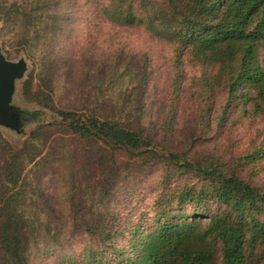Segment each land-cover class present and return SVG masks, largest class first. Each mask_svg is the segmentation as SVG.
<instances>
[{
	"label": "rangeland",
	"instance_id": "374dc122",
	"mask_svg": "<svg viewBox=\"0 0 264 264\" xmlns=\"http://www.w3.org/2000/svg\"><path fill=\"white\" fill-rule=\"evenodd\" d=\"M50 1L63 19V33L49 44L54 68L42 73L38 49L33 48L32 58L24 50L16 52L15 43L24 29L22 18L12 22L6 16L13 4L23 8L30 3L36 8L42 0H0V51L6 60L25 65L22 77L13 84L10 101L18 123L14 129L0 126V134L12 151L33 149L36 162L23 168L18 184L21 193L12 191L15 202L8 210L20 221L28 264H104L107 259L99 238L84 230L90 215L100 212L109 219L108 225L137 222L146 213H154L161 192L182 186L207 189L200 178L161 164L125 173L127 160L120 154L116 161L122 171L112 181L116 186L103 196L99 190L106 177L112 178L107 175L110 160L100 155L102 143L79 141L54 128L61 124L55 111L75 113L74 120L82 122L92 117L125 122L142 110V125L153 139L150 148L155 154L162 155L164 150L184 153L186 148L190 159L214 163L264 191V101L228 104L227 71L218 75L215 61L169 39L175 23L158 18L166 12L168 1ZM129 13L135 20L132 26L125 23ZM256 55L264 69L262 43L256 45ZM143 64L144 80L139 74ZM253 95L251 90L249 96ZM36 133L38 138L33 140ZM3 173L0 155V193ZM3 201L0 198V204ZM206 203L212 211L227 215L228 208L220 202ZM243 218L248 220L247 215ZM256 218L264 222V214ZM193 219L200 222L198 231L208 228V217ZM190 220L187 216L182 221ZM209 237L206 247L213 252L214 264H223L220 242ZM263 252L264 244H258L256 255ZM107 254L121 256L115 249Z\"/></svg>",
	"mask_w": 264,
	"mask_h": 264
},
{
	"label": "trees",
	"instance_id": "16d2710c",
	"mask_svg": "<svg viewBox=\"0 0 264 264\" xmlns=\"http://www.w3.org/2000/svg\"><path fill=\"white\" fill-rule=\"evenodd\" d=\"M166 1L168 8L163 17L158 18L175 23V31L169 33V39L184 48H192L197 56L215 61L219 66L218 75L227 71L228 104L237 105L238 101L244 99L258 98L264 101V69L256 55L258 43H262L264 48V0ZM28 4L23 8L13 4L7 10V18L17 22L20 16L24 26L21 37L15 43L16 52L24 50L32 58L36 53L33 48L38 49L39 70L48 73V69L54 68L49 44L56 43L62 36L60 20L63 19L53 1L42 0L36 8ZM50 7L52 13L49 12ZM127 18L125 23L132 26L134 17L129 13ZM145 72L146 66L143 64L139 70L142 80ZM124 74L127 76L126 72ZM117 77L116 74L115 79ZM209 86L206 88H212ZM177 90L174 88V92ZM251 90L253 97L249 96ZM36 97L39 98V94ZM171 99L173 103L175 97ZM140 111L136 110L139 113L128 116L125 122L102 117L86 118L82 122L80 119L74 120L75 113L55 111L61 124L53 126L74 135L79 141L102 143L100 155L102 159L107 157L110 160L107 175L112 178L106 177L103 188L99 190L105 197L116 186L112 183L116 173L122 170L130 173L139 166L158 164L170 166L174 172L200 178L207 189L200 191L192 186H182L174 191L161 192L156 196L157 208L153 209L154 213L151 216L146 213L137 222L108 225L109 219L100 212L90 215L84 230L87 235L99 238L103 247L101 253L107 259L104 264H214L213 252L206 247L207 235L220 242L223 264H260L264 261V252L256 255L257 245L264 244V222L256 218L264 214V191L214 167V163L190 159L186 148L182 150L184 153L164 150L162 155L155 154L150 148L153 139L142 125L143 111ZM37 138L36 133L33 140ZM32 152L33 149L28 147L12 151L11 145L0 134L4 169L0 193L1 202L4 200L0 204V264H28L27 242L24 234H21L20 221L8 210L15 202L12 191L17 189L19 192L23 168L30 162L36 164ZM120 154L127 160L126 169L121 170L123 166L116 161ZM208 200L218 201L228 208L227 215L212 211V207L206 203ZM198 204L201 206L196 207ZM246 215L248 220L244 221ZM187 216L191 220L182 221ZM203 217L209 218L208 228L198 231L200 222L193 218ZM144 219L145 225L142 224ZM112 220L118 221L117 218ZM113 249L121 256L113 258L106 255L108 250Z\"/></svg>",
	"mask_w": 264,
	"mask_h": 264
},
{
	"label": "water",
	"instance_id": "95a60500",
	"mask_svg": "<svg viewBox=\"0 0 264 264\" xmlns=\"http://www.w3.org/2000/svg\"><path fill=\"white\" fill-rule=\"evenodd\" d=\"M24 62H11L6 60L0 51V126L16 128L18 117L10 106L15 80L24 73ZM8 125V126H7Z\"/></svg>",
	"mask_w": 264,
	"mask_h": 264
}]
</instances>
